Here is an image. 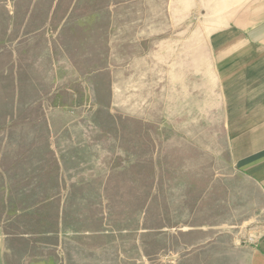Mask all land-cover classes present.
I'll list each match as a JSON object with an SVG mask.
<instances>
[{
  "label": "rangeland",
  "instance_id": "obj_1",
  "mask_svg": "<svg viewBox=\"0 0 264 264\" xmlns=\"http://www.w3.org/2000/svg\"><path fill=\"white\" fill-rule=\"evenodd\" d=\"M192 4L0 0V264L251 255L264 200L228 161L223 27Z\"/></svg>",
  "mask_w": 264,
  "mask_h": 264
},
{
  "label": "crops",
  "instance_id": "obj_2",
  "mask_svg": "<svg viewBox=\"0 0 264 264\" xmlns=\"http://www.w3.org/2000/svg\"><path fill=\"white\" fill-rule=\"evenodd\" d=\"M192 2L204 11L201 19L210 27L214 23L223 27V41L211 52L210 71L222 103L228 161L264 200V0ZM256 214L263 216L264 209ZM246 236L253 238L252 244L244 242L241 247L250 251L249 257L216 256L203 263L264 264V230ZM40 263L39 258L31 264Z\"/></svg>",
  "mask_w": 264,
  "mask_h": 264
},
{
  "label": "built area",
  "instance_id": "obj_3",
  "mask_svg": "<svg viewBox=\"0 0 264 264\" xmlns=\"http://www.w3.org/2000/svg\"><path fill=\"white\" fill-rule=\"evenodd\" d=\"M247 243L252 244V243H253V240H251V239L249 238Z\"/></svg>",
  "mask_w": 264,
  "mask_h": 264
}]
</instances>
